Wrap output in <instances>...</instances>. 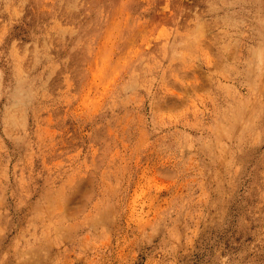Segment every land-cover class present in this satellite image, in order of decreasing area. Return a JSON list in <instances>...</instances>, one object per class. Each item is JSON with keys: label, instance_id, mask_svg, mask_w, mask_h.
Segmentation results:
<instances>
[{"label": "rangeland", "instance_id": "374dc122", "mask_svg": "<svg viewBox=\"0 0 264 264\" xmlns=\"http://www.w3.org/2000/svg\"><path fill=\"white\" fill-rule=\"evenodd\" d=\"M0 264H264V0H0Z\"/></svg>", "mask_w": 264, "mask_h": 264}]
</instances>
